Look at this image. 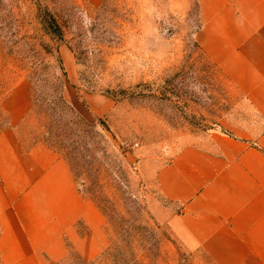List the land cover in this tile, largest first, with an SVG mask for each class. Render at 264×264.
Returning a JSON list of instances; mask_svg holds the SVG:
<instances>
[{"label": "rangeland", "instance_id": "obj_1", "mask_svg": "<svg viewBox=\"0 0 264 264\" xmlns=\"http://www.w3.org/2000/svg\"><path fill=\"white\" fill-rule=\"evenodd\" d=\"M43 9L61 39L42 30ZM198 25L194 0H0V129L3 102L27 83L22 140L69 156L82 191L97 205L94 191L108 200L104 250L89 261L72 253L64 264H211L184 244L175 230L180 207L155 182L181 146L229 129L242 110L203 55ZM57 49L75 113L59 103Z\"/></svg>", "mask_w": 264, "mask_h": 264}, {"label": "crops", "instance_id": "obj_2", "mask_svg": "<svg viewBox=\"0 0 264 264\" xmlns=\"http://www.w3.org/2000/svg\"><path fill=\"white\" fill-rule=\"evenodd\" d=\"M195 38L242 110L229 129L201 133L159 166L160 193L178 205L184 244L211 264H264V0H194ZM0 129V264L85 261L107 244L102 210L68 160L18 126L31 109L23 82L3 102Z\"/></svg>", "mask_w": 264, "mask_h": 264}, {"label": "trees", "instance_id": "obj_3", "mask_svg": "<svg viewBox=\"0 0 264 264\" xmlns=\"http://www.w3.org/2000/svg\"><path fill=\"white\" fill-rule=\"evenodd\" d=\"M38 18H39V22L41 24V28L45 33L50 34L54 38H58V39L62 38L61 27H60L59 23L57 22L56 18L49 11H47L45 9L40 10V12L38 13ZM54 54L56 57L57 66L59 67V69L62 72V77H58V82H59L58 99H59V103L62 105V107L64 109L66 108L69 111H71V113H75L73 107L68 103V101H66L64 95L62 94V89L65 86V84L68 82L67 71H66L65 66H64V61H63L62 57L60 56L58 49L55 51ZM107 92H109V91H107ZM65 157L68 160L69 164L71 165V167L75 173V169H74V166L72 164L71 158L69 156H65ZM93 196L96 200H98L99 207L102 209V211H104L105 207L107 206L108 200L105 197H103L101 190H100V192H99V190L94 191ZM101 196H102V198H101ZM99 197L101 198L100 200H99Z\"/></svg>", "mask_w": 264, "mask_h": 264}]
</instances>
